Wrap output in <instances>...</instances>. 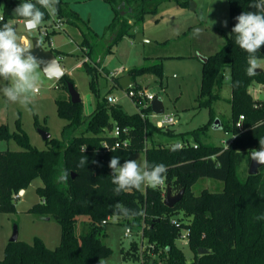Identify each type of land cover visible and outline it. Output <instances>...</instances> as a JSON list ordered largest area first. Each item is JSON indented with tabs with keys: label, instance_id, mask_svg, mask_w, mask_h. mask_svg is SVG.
I'll return each mask as SVG.
<instances>
[{
	"label": "trees",
	"instance_id": "obj_1",
	"mask_svg": "<svg viewBox=\"0 0 264 264\" xmlns=\"http://www.w3.org/2000/svg\"><path fill=\"white\" fill-rule=\"evenodd\" d=\"M110 1L115 10L125 7L131 12L115 15L111 23L113 37L107 50L120 36L133 34L136 22L142 20L147 12L157 11L167 0ZM0 2L4 12L0 25L8 23L9 19H24L13 13L21 0ZM178 2L182 6L190 4L189 0ZM228 3L229 31L223 32L225 42L208 56L207 61L201 60L202 78L196 107L208 108L210 119L192 131L180 132L170 126H157L149 117L151 106L142 108L147 114L142 117L138 110L128 113L121 104L110 103L108 94L104 100L99 99L96 73L90 71L86 61L84 68L91 75L90 88L97 97V103L90 114L85 113L83 100L73 102L69 94L68 83H75L72 76L65 73L58 79L57 111L68 121L61 137H51L45 140L46 147L39 148L30 142L20 119L16 121L15 131H10L6 124H0V137L15 138L22 147L21 150H0V212L17 211L16 194L35 177H41L43 184L37 188L40 201L29 212L61 224V240L56 247L47 246L41 237H36L32 243L9 241L0 264H98L111 252L106 242V227L114 216L126 225L134 217L141 219L137 225L147 223L143 238L153 243L152 264H264V219H255L264 215V165L257 174H250L249 168L245 174L240 171L244 162L250 166V150L259 149V139H264V99H256L251 90L256 83L264 86V69L248 76L247 53L234 43L230 35L236 23L235 17L243 11L256 9L249 7L250 0H228ZM56 16L78 27L84 35L83 44L89 43L94 47V33L68 0H59ZM48 19L50 15L46 12L44 21ZM191 28L183 36L192 32ZM176 40L165 39L157 41V44L160 48H167ZM51 49L62 61L64 51L55 47ZM196 53L159 54L154 63L130 71V78L135 83L133 87L137 85L134 77L145 73L156 75L162 82L163 58L194 57L198 56ZM88 54L91 55L92 51ZM257 55L264 59V47ZM227 72L232 83L229 99L232 123L221 118L216 124L214 103L221 99ZM115 79L119 82V76ZM140 87L137 85L136 89ZM241 115H244L243 119H240ZM115 124L130 127L132 140L129 147L108 150L103 146L104 140H114L109 132ZM212 126L233 134L228 145L203 140ZM154 133L166 138L181 137L185 144L179 147L156 142ZM189 135L194 143L187 138ZM138 152L145 154V161L149 164L166 165L165 184L157 190L146 186L145 190L115 193L108 167L110 159L118 156L122 164ZM82 155L89 160L83 169L78 167ZM92 160L98 164L91 163ZM64 170L69 173L67 181L60 179ZM202 177L222 181L223 190L204 188L196 194L193 186ZM168 186L174 193L185 189L182 199L173 207L164 202ZM117 203L132 210L129 217L114 213ZM135 211L137 215H134ZM184 228L189 230L188 240L194 251L191 260L176 242ZM200 248L206 251L200 253Z\"/></svg>",
	"mask_w": 264,
	"mask_h": 264
},
{
	"label": "rangeland",
	"instance_id": "obj_2",
	"mask_svg": "<svg viewBox=\"0 0 264 264\" xmlns=\"http://www.w3.org/2000/svg\"><path fill=\"white\" fill-rule=\"evenodd\" d=\"M69 3L85 23L89 25L94 33V47L89 43L83 44L84 35L78 27L63 22L62 28L58 29L54 18L44 21L40 29L27 31L23 19H9L8 24L16 28L23 46L31 47L33 37L43 38L42 32L45 27L50 31V39L53 47L64 51L62 65L65 72L72 76L76 88L82 96L85 113L92 112L97 103V97L90 88L91 75L85 70L84 63L90 68L92 73H96V86L99 91V99L104 100L106 94H113L119 98V104L128 113L137 111V105L128 96V89L121 87L120 79L130 75L134 68L154 63L156 55L175 54H195L198 38H201V52L210 54L214 49L217 51L225 42L221 37L223 32L229 31V11L214 15L219 11L220 4L227 3L228 0H189L195 3L196 9L191 5L182 6L178 0H167L160 4L155 12H147L142 20L134 25L133 34L143 33L145 38L157 41L175 38L173 46L160 48L154 44L145 41H136V36L126 34L120 36L118 40L107 50L108 44L113 37L111 23L116 14L122 12L124 15L131 12L130 8H114L110 0H68ZM194 4H192L193 7ZM117 12V13H116ZM227 21V27L223 22ZM192 31L186 36L181 35L184 30ZM214 28V30H212ZM195 29H200L196 34ZM68 32V34L66 33ZM181 35V36H180ZM201 36V37H199ZM27 39V42H24ZM181 44V45H180ZM49 47V45H47ZM92 51L89 55L88 51ZM194 57H174L163 58V78L162 82L152 73H145L134 77L137 85L147 87L150 93L160 96L165 106V113L172 117V129H178L183 132L192 131L201 126L210 119L209 109L196 107V97L199 94L202 78V62L199 54ZM258 67L264 69V59L259 60ZM125 68L118 75L119 82L115 78H110L112 72ZM60 85L58 79H48L41 74V83L38 94L27 107L19 103L6 102L0 94V124L8 125L10 131L17 130L16 121L21 120L23 128L27 131L30 142L39 148L46 147L45 140L39 132L40 123L47 128L52 137H61L63 127L68 123L66 119L59 116L57 111L56 97L60 90L56 86ZM136 85V86H137ZM134 86V88H136ZM256 99H264V86L256 83L251 89ZM232 96V83L230 73H226L225 81L221 90V99L214 103V118L221 117L228 123H232V107L229 99ZM154 122L160 123L163 120V114H156L152 117ZM156 142L163 136L154 133ZM233 134L221 128L210 127L203 136L205 142H212L218 145H228L232 140ZM171 138V139H170ZM180 137H169L171 141H180ZM191 143L195 140L189 135ZM179 139V140H178ZM164 142V141H162ZM166 143V142H164ZM21 145L15 138L0 137V150H21ZM132 159L140 162L145 161V154L138 152L132 155ZM249 168L248 162H244L241 167V173L245 174ZM41 177H35L25 188V192L16 197L17 211L0 212V258L4 256L7 243L13 234L17 225L19 231V240L33 242L36 237H41L47 246L54 248L61 240V224L54 219H45L31 212L29 209L38 201L40 196L37 192L38 186L42 185ZM224 183L220 180L202 177L193 186L196 194H199L204 188L211 191L223 190ZM146 185L141 189L145 190ZM140 218H130V223L120 222L119 218L114 216L107 224L106 242L111 247V252L104 258L105 264H152L153 243L148 238H143L147 223L140 222ZM127 227L132 232L127 234ZM187 229L182 230L186 234ZM177 245L183 249L188 259L194 257V251L189 244L187 237H180Z\"/></svg>",
	"mask_w": 264,
	"mask_h": 264
},
{
	"label": "clouds",
	"instance_id": "obj_3",
	"mask_svg": "<svg viewBox=\"0 0 264 264\" xmlns=\"http://www.w3.org/2000/svg\"><path fill=\"white\" fill-rule=\"evenodd\" d=\"M59 0H21L13 13L25 20V28L31 32L40 28L44 23L45 13L55 14ZM249 7L256 11H243L235 17L236 23L231 29V38L234 43L247 53L246 74L253 76L258 69L259 60L257 53L264 47V0H250ZM43 9V10H42ZM227 27V21L223 22ZM196 34L200 29L194 30ZM40 42L36 43V47ZM32 48L23 46L16 28L8 23L0 25V94L6 102L19 103L27 107L38 94L41 83V74L48 79H60L64 75V69L54 57L43 60L32 54ZM238 83V82H237ZM86 148L83 149L85 152ZM250 159L264 165V139H259V149L250 150ZM89 163L88 157L82 155L78 167L86 168ZM91 163L98 164L92 160ZM111 169L114 192L139 190L142 186L157 190L163 186L167 179V167L162 163L149 164L147 161L140 162L137 159H126L122 164L118 156H113L108 164ZM69 173L64 170L60 179L67 181ZM132 210L121 203L114 206L117 216L129 217ZM138 213L135 211L134 215ZM132 215V216H134ZM255 219H264V215ZM98 264H105L101 259Z\"/></svg>",
	"mask_w": 264,
	"mask_h": 264
},
{
	"label": "built area",
	"instance_id": "obj_4",
	"mask_svg": "<svg viewBox=\"0 0 264 264\" xmlns=\"http://www.w3.org/2000/svg\"><path fill=\"white\" fill-rule=\"evenodd\" d=\"M33 1H35V0H33ZM52 15H54V14H52ZM52 15H50V18ZM55 16H56V13H55ZM3 19H4L3 4L0 2V20H3ZM54 22H56L58 29H64V28H62V25H63L62 17L56 16V18H54ZM24 23H25V20H24ZM40 28H41V26H40ZM40 28H38V29H40ZM42 34L44 37L43 38L40 37V39L42 40L43 45L46 48L53 47V42H51L50 31H49L48 27H45L44 32H42ZM47 37H49V39ZM45 39H46V41H45ZM47 45H49V47ZM122 71H124L123 68L118 70L117 72H112L109 77L114 78V77L118 76V74H120ZM127 89H128L127 90L128 96L137 105V108H138L137 110L141 113L142 117H146L147 114L142 111V108L146 107V106H151V102L156 97V95L153 93H150V91H148V88L143 87V86L140 88H137V89L132 86V87H129ZM107 99L110 103H119V98L116 95L108 94ZM156 114L157 113L152 111V113L149 114V117L152 119V117H154V115H156ZM162 114H163V120L160 123H157V122H155V123L159 127L170 126L173 123L172 117L168 113H165V111ZM243 118H244V115H241L240 119H243ZM238 125L240 126L241 123L238 122ZM109 135L114 137V140L112 142H110L108 140L103 141V146L108 150L116 149V148H120V147H129L131 145L132 135H131V129L129 126H121L119 124H115L113 129L109 132ZM173 144L181 147L185 144V141H178V142L173 143ZM23 193H24V191L21 190L20 192H18L16 194V197L21 196ZM173 222H175L177 224L176 219H174ZM130 232H132L131 228L127 227V234H129ZM188 235H189V230L187 229L186 234H181L180 237L182 236V237L188 238Z\"/></svg>",
	"mask_w": 264,
	"mask_h": 264
},
{
	"label": "water",
	"instance_id": "obj_5",
	"mask_svg": "<svg viewBox=\"0 0 264 264\" xmlns=\"http://www.w3.org/2000/svg\"><path fill=\"white\" fill-rule=\"evenodd\" d=\"M192 4H194L193 7H192ZM190 5H191L192 9H195V6H196L195 3L190 1ZM123 13H125V12H122V14ZM135 36H136V41L137 42L138 41H145V42L152 43V44L156 43L154 40L145 38L143 33L136 34ZM38 41L40 42V46L36 47V43ZM30 48H32L31 49L32 54L35 55L36 57L41 58L43 60H49V59H52V58L55 57L60 62V64L62 65L60 57H58L56 55V53L51 48H46L43 45L42 40L40 39V37H33L32 38V46ZM199 57L204 62L207 61V59H208V56H204V55H200V54H199ZM62 67H63V65H62ZM63 69H64V67H63ZM261 70H263V68L258 67L257 71H261ZM65 73L66 72H65V69H64V74ZM130 77H131V75H126L125 77L120 79V83H121V86L123 88H129V87H131V86H133L135 84L134 81H132ZM68 89H69V94H70L71 99H72L73 102L82 101V96L79 93L78 89L76 88L75 83L69 82L68 83ZM151 107H152V111L157 113V114H162L165 111V106H164L163 100H162V98L160 96H156L152 100ZM219 121L220 120L217 118L215 120V123L217 124V123H219ZM39 132L41 133V135H42L44 140H47V139L52 137V134L47 129L39 128ZM261 166L262 165H259L255 161L251 160L250 166H249V173L250 174H257L259 172ZM184 191H185V189H181L179 192L174 193V191L172 190L171 186H168L164 202L169 207H173L179 200L182 199V197L184 195ZM18 240H19V231H18V227L16 225L15 228H14L13 234H12V236L10 238V241L15 242V241H18ZM199 251H200V253H203L206 250L200 248Z\"/></svg>",
	"mask_w": 264,
	"mask_h": 264
},
{
	"label": "crops",
	"instance_id": "obj_6",
	"mask_svg": "<svg viewBox=\"0 0 264 264\" xmlns=\"http://www.w3.org/2000/svg\"><path fill=\"white\" fill-rule=\"evenodd\" d=\"M224 8H226V9H228V11H229V3H228V5H227V3H222V4H220V7H219V11H215V14L214 15H217V14H220L222 11L224 12L225 11V9ZM195 9H196V6H195ZM194 9V10H195ZM212 30H214V28H212ZM185 31H187V30H184L183 31V33L185 32ZM193 32V31H192ZM67 34H68V32H66ZM183 33L181 34V35H183ZM69 35V34H68ZM180 35V36H181ZM184 36H186V35H184ZM199 37H201V36H199ZM221 37H222V39H223V33L221 34ZM175 38H177V37H175ZM175 38H173V39H175ZM172 39V38H171ZM28 40L27 39H24V42H27ZM156 43H153L154 44V46H156V47H159L158 46V44H157V40H154ZM164 41V40H163ZM198 45L196 46V44H195V48H196V52H198V53H201V55H204V56H209L211 53H213V52H215V50L213 49L212 51H211V53L210 54H205V53H203V52H201L202 50H201V47L202 46H199V44L201 45V38H198ZM152 44V43H151ZM181 45V44H180ZM177 53H179V54H181V53H183V52H177ZM159 54H161V53H158L157 55H156V53H154V57H156V56H158ZM201 60V59H200ZM202 62V61H201ZM124 70H125V68H123ZM66 71V70H65ZM119 77H121L122 75H118ZM115 78V77H114ZM122 79V78H121ZM120 85H121V83H120ZM122 87V86H121ZM125 89H127V88H125ZM94 110V109H93ZM91 112H87V114H90ZM219 120L221 119V117H217ZM216 118V119H217ZM178 130V129H177ZM178 131H180V130H178ZM180 132H183V131H180ZM158 138H160L158 135H157V137H154V139H158ZM181 138V137H180ZM179 138V139H180ZM233 138V137H232ZM171 139V138H170ZM169 139V137L168 138H166V137H162L160 140H162V141H164V142H166L167 144H173V143H176V142H178L177 140L176 141H171ZM178 139V140H179ZM159 140V139H158ZM180 141H182V140H180ZM190 141V140H189ZM24 192H25V189L23 190Z\"/></svg>",
	"mask_w": 264,
	"mask_h": 264
}]
</instances>
